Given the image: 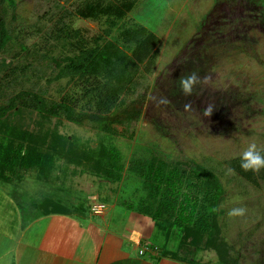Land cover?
Masks as SVG:
<instances>
[{
  "label": "rangeland",
  "instance_id": "374dc122",
  "mask_svg": "<svg viewBox=\"0 0 264 264\" xmlns=\"http://www.w3.org/2000/svg\"><path fill=\"white\" fill-rule=\"evenodd\" d=\"M87 1L0 0L8 35L0 50L1 105L20 90H40L47 101L68 95L77 100L76 110L93 111L92 98L84 96L88 81L60 75L69 63L65 57L73 54L54 30L63 23L79 29L89 46L100 36L101 43L115 42L128 55L133 45L122 43V31L141 25L159 37L152 60L129 63L121 72L126 85L110 114L120 120L114 123L117 133L89 120L76 124L36 110L16 113V124L48 134L43 151L53 152L48 144L54 135L58 143L47 172L17 167L20 178H0V264H16L21 227L50 209L92 223L111 214L115 226L136 213L152 223L139 239L148 238L141 244L154 250L157 241L198 264H264V179L246 180L229 163L250 143L264 149V0H133L116 25L104 17H80L76 9ZM193 72L200 82L185 95L179 77ZM209 105L213 111L205 115ZM8 140L10 134L1 129L0 143ZM62 145L70 146L75 158L63 154ZM104 147L116 150L112 176L96 173L91 161L80 159L81 152ZM105 156L109 167L112 158L108 151ZM153 158L184 169L203 165L222 184L212 232L197 245L170 213L156 221L127 209L132 204L154 213L158 207L142 175ZM95 202L104 206L103 213H93ZM241 207L243 215L228 214Z\"/></svg>",
  "mask_w": 264,
  "mask_h": 264
},
{
  "label": "trees",
  "instance_id": "16d2710c",
  "mask_svg": "<svg viewBox=\"0 0 264 264\" xmlns=\"http://www.w3.org/2000/svg\"><path fill=\"white\" fill-rule=\"evenodd\" d=\"M133 3V0H89L78 7L76 12L82 18L104 17L109 25H116L125 13L133 8ZM54 30L57 33V39L64 40L73 52L71 56L65 57L69 63L62 68L60 75L77 74L78 79L88 81L84 96L92 98L93 111L76 110L77 100L68 95L62 96L59 101H47L40 90H20L6 104H0V130L4 129V133L10 134V140L5 144L0 143V178L4 177L6 182L11 181L13 177H21L17 176V167L30 170L39 166L47 172L54 163L53 153L56 152L54 149L58 143L55 144L56 136L54 135L48 144L53 152L43 151L42 147L47 144L48 134L30 131L20 123L16 124L14 119H17L19 111L36 110L50 116H62L76 124H81L86 120L94 121L102 131L115 134L117 129L114 123L120 120L110 117V114L116 107L119 95L126 85H124L125 78L122 77L121 72L129 63L132 65L152 60L155 54L153 48L159 42L154 29L148 30L141 25L130 27L122 31L121 36L123 44L133 45L131 54L128 55L115 42L101 43L100 36L93 39V45L89 46L81 31L72 29L66 23ZM7 40L6 26L0 18V50ZM89 76L92 78L90 81ZM61 151L63 154L73 153V158L76 156L70 146L69 150H64L62 145ZM107 151L109 156L112 154L109 167L103 162ZM240 156L232 158L229 162L235 172L249 181L264 179V169L259 172L242 170ZM116 157L115 149L105 147L97 153L87 150L80 154V159L86 162L91 161L93 170L104 176L113 175L111 167ZM143 172L142 175L149 187L150 195L159 199L158 207L154 213L141 207L134 208L132 204H126L127 209H136L135 211L146 214L156 221L164 213H170L174 218V223L185 228V238L193 241L195 245L205 234L212 232V219L216 215L223 195L222 184L212 171L199 164L188 169L168 166L163 160L153 158L151 165ZM184 189L186 190L183 191ZM42 206H45V203H42ZM50 210L48 212L54 209ZM154 244L158 247L154 250L159 253L157 257L168 256L187 261L179 256L178 250H172L162 243L160 247L157 241ZM149 245L152 247L151 244Z\"/></svg>",
  "mask_w": 264,
  "mask_h": 264
},
{
  "label": "crops",
  "instance_id": "0c3cea01",
  "mask_svg": "<svg viewBox=\"0 0 264 264\" xmlns=\"http://www.w3.org/2000/svg\"><path fill=\"white\" fill-rule=\"evenodd\" d=\"M128 218L124 225L115 226L111 214L92 223L64 211L42 212L21 227L16 264H192L157 257L154 251L140 255L139 243L148 238L139 236L148 235L152 223L136 213Z\"/></svg>",
  "mask_w": 264,
  "mask_h": 264
},
{
  "label": "clouds",
  "instance_id": "9594fccd",
  "mask_svg": "<svg viewBox=\"0 0 264 264\" xmlns=\"http://www.w3.org/2000/svg\"><path fill=\"white\" fill-rule=\"evenodd\" d=\"M200 82V78L195 72L190 75L179 77L178 83L180 90L185 95H191L194 87ZM162 103H168L167 100H162ZM188 105H185L187 108ZM213 109L209 105L204 109L205 115H210ZM240 167L244 171L259 172L264 169V149H258L255 143H250L247 149L240 156ZM245 212L244 208H234L229 211L230 216L243 215Z\"/></svg>",
  "mask_w": 264,
  "mask_h": 264
},
{
  "label": "built area",
  "instance_id": "2783aa9c",
  "mask_svg": "<svg viewBox=\"0 0 264 264\" xmlns=\"http://www.w3.org/2000/svg\"><path fill=\"white\" fill-rule=\"evenodd\" d=\"M91 209H92L93 213L101 214L104 211V206L101 203L95 202L91 206ZM153 251H154V248H152L149 244H140L139 243L138 253L140 255H143L145 253H152Z\"/></svg>",
  "mask_w": 264,
  "mask_h": 264
}]
</instances>
